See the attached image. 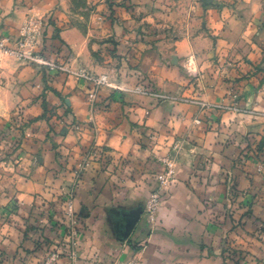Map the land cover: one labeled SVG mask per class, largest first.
Returning <instances> with one entry per match:
<instances>
[{
	"label": "crops",
	"instance_id": "0c3cea01",
	"mask_svg": "<svg viewBox=\"0 0 264 264\" xmlns=\"http://www.w3.org/2000/svg\"><path fill=\"white\" fill-rule=\"evenodd\" d=\"M117 2L0 0V35L32 25L37 50L112 84L92 99L0 51V125L24 127L21 157L0 159V264H42L44 241L52 264H264V0L214 16L209 47L148 44ZM70 193L72 243L43 207Z\"/></svg>",
	"mask_w": 264,
	"mask_h": 264
},
{
	"label": "rangeland",
	"instance_id": "374dc122",
	"mask_svg": "<svg viewBox=\"0 0 264 264\" xmlns=\"http://www.w3.org/2000/svg\"><path fill=\"white\" fill-rule=\"evenodd\" d=\"M115 5H119L123 11H127L134 20L131 26V32L140 35L143 41L148 44L168 42L175 45L181 40L202 46H211L217 37L212 28L213 23L210 21L214 16H224L236 6L238 0H117ZM112 12V14H111ZM116 10L110 9L109 14L113 15ZM212 24V25H211ZM194 44V43H193ZM195 59L199 67L198 78H187L198 81L201 77V61L199 54L192 50L184 58L183 69L186 63ZM8 121L0 125V159L10 157L11 159L19 158L22 155L20 151L24 138V127L22 122ZM20 152V153H19ZM81 168V167H80ZM80 172H76V175ZM77 177V176H76ZM76 179V178H75ZM75 180L70 184V188L77 186ZM54 201V202H53ZM52 203H45L43 207L47 209L54 208V203L58 204L63 214L59 217V224L65 223L66 232H60V237L70 240L72 243L77 236V220L71 226L66 217L64 209L72 203V193L67 196H59L53 199ZM150 206V202L148 203ZM148 206L146 208H148ZM64 211V212H63ZM53 222V221H52ZM56 222V221H55ZM44 223V222H43ZM44 225V224H43ZM49 225V224H48ZM71 227V228H70ZM43 250L47 253L42 264L49 262V259H56L57 252L51 253L50 245L44 241ZM60 248V247H59Z\"/></svg>",
	"mask_w": 264,
	"mask_h": 264
},
{
	"label": "built area",
	"instance_id": "2783aa9c",
	"mask_svg": "<svg viewBox=\"0 0 264 264\" xmlns=\"http://www.w3.org/2000/svg\"><path fill=\"white\" fill-rule=\"evenodd\" d=\"M38 36L33 30L32 25H26L22 28L20 35L15 37H8L0 35V51L11 57L17 58L25 62H36L37 64L46 67L50 72L66 73L77 76L79 79H83L92 84L93 89L91 90L90 98H95L97 93L106 87H111V82L107 75L96 76L88 72L86 69H78L77 71L72 70L70 67L71 60H51L44 53L37 50ZM184 70L189 78H198L199 67L195 59L189 60L184 66ZM97 154V153H95ZM169 167H171L169 165ZM78 173V172H77ZM79 175L77 174V178ZM161 183L166 181L165 178H161ZM158 197L153 196L150 199L149 209L154 212L158 205ZM66 217L71 226L74 225L76 216L73 210L72 203L66 207ZM71 228V227H70ZM54 257L49 259L46 264H52Z\"/></svg>",
	"mask_w": 264,
	"mask_h": 264
}]
</instances>
